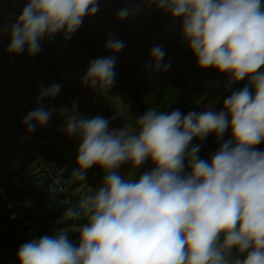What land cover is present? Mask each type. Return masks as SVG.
I'll return each mask as SVG.
<instances>
[{
	"label": "clouds",
	"instance_id": "clouds-1",
	"mask_svg": "<svg viewBox=\"0 0 264 264\" xmlns=\"http://www.w3.org/2000/svg\"><path fill=\"white\" fill-rule=\"evenodd\" d=\"M141 2L182 22L183 39L201 69L226 76V87L247 83L224 99L220 112L150 108L119 129L102 115L83 116L75 104L60 109L67 116L62 131L79 140L72 177L86 184L88 171L99 166L103 182L65 209L63 220L86 221L78 241L64 229L31 239L18 250L19 264H264V150L258 148L264 143V0ZM98 9V0H28L14 24L0 25V37L10 32V55L27 49L35 57L45 39L61 32L70 39ZM139 11L120 9L117 19ZM105 47L113 55L92 60L82 86L108 97L115 55L125 42L110 36ZM165 54L154 46L147 67L167 72ZM60 90L57 83L41 89L38 103ZM108 99L119 117L130 112L122 97ZM52 114L41 105L23 124L32 133ZM229 129L232 138L223 141ZM213 133L223 142L210 160L202 159L192 141ZM149 159L155 167L138 180L118 172Z\"/></svg>",
	"mask_w": 264,
	"mask_h": 264
},
{
	"label": "rangeland",
	"instance_id": "rangeland-1",
	"mask_svg": "<svg viewBox=\"0 0 264 264\" xmlns=\"http://www.w3.org/2000/svg\"><path fill=\"white\" fill-rule=\"evenodd\" d=\"M23 1L0 0V25L11 26L16 22L28 3ZM98 3L97 14L92 18L85 17L86 25L102 32H105L110 25L119 28L127 34L123 40L125 45L134 43L147 34L152 36L149 43L153 44L161 39L164 41L183 39L182 22L173 21L169 15L158 11L154 5L149 8L148 4L142 3L141 0H98ZM133 7L140 8L138 14L124 21L117 19L120 9ZM82 29L84 26H81V30L78 29L70 39H66L63 32L57 34L51 42L45 39L40 53L35 57H30L27 49L19 56L10 55L8 53L10 32L0 37V113L11 119L14 117L24 119L31 110L41 105L53 113L45 127H38L32 133H29L27 128L17 126L13 129L12 126L2 136L0 257L4 258L0 264H18L17 253L22 244L43 235H53L61 229L69 234L72 242L78 241L79 225L85 221L63 220L65 209L76 206L82 195L87 194L89 190L95 191L103 182L104 172L99 166H94L88 171L86 184L72 177V170L78 166L79 140L76 137H69L62 131L67 116L62 115L60 109H71L75 104L79 111L85 110L84 113L80 112L83 116L90 118L102 115L110 121V128L116 129L124 127L126 123L134 122L148 111L146 108L140 110L141 103H154L157 111L167 112L162 110L161 103L165 98L171 99L168 83L161 82L151 70L146 69L144 72L150 84L149 92L136 99L129 85H122L119 79L121 71L117 66L122 58H119L114 66L115 86L110 89L108 97L123 98L130 109L124 118L116 114L114 105L108 97L101 96L88 86H82V78L86 73L73 70L71 65L72 59L76 63L81 58L82 53L76 50V46L78 33ZM89 64V58H85L86 72ZM225 80H227L226 76L218 73L216 79L209 80L205 84V89H202V84H197V78H192L186 84L196 85V89L188 91V103L196 105L198 112L209 109L215 112L222 111L224 99L230 96L225 88L230 90L235 84L226 87ZM54 83L61 85L59 94L55 98H45L38 103L41 89L50 87ZM240 83L242 85L239 90L243 89L247 81ZM231 138L232 133L226 131L223 141ZM223 141L218 142L214 134L210 141L201 142L200 158L210 160L211 155L219 149ZM262 145L264 147V143ZM50 149L59 153L58 160L51 157ZM154 167L149 159L139 169H133L128 163L122 165L118 172L125 179L138 180L143 172L150 171ZM32 180L37 182L36 187L46 186L49 195L56 194L54 185H57L62 195L58 198L56 207L41 206L44 203L38 202L36 187L32 188ZM9 191L14 192L13 199L7 197ZM44 226L48 228L42 231L41 228ZM9 235L14 236L11 238L14 243H7L11 240H8Z\"/></svg>",
	"mask_w": 264,
	"mask_h": 264
},
{
	"label": "trees",
	"instance_id": "trees-1",
	"mask_svg": "<svg viewBox=\"0 0 264 264\" xmlns=\"http://www.w3.org/2000/svg\"><path fill=\"white\" fill-rule=\"evenodd\" d=\"M26 1L28 2V0H24L23 2ZM82 26H84V29L78 33V44L76 46V50H80L82 53L81 58L79 62L77 61L76 63L75 60L72 59L71 65L73 70L86 73L85 58H89L90 63L96 58L112 56L113 53H110L105 47L109 37L111 36L113 39L123 41L127 37V34L119 28H115L113 25L108 26V29L105 32L97 29H91L88 24L86 25L85 20ZM79 30H81V27ZM151 37V35L147 34L134 43L126 44L123 50L115 55L116 63L119 58H122L121 63L117 66V69L121 71L119 79L122 82V85H129V89L134 92L132 94L136 99H139L140 95H144L149 92L150 84L147 81V76L144 71L149 69L147 66L152 62V48L154 46H160L166 53L162 64H171V67L167 72H164L162 69L160 71H155L154 69L151 70L152 73L155 74L159 80H161V82L168 83L169 85L168 93L171 99H164L161 103L162 110H166L169 114L174 110H179L184 115H187L192 111L198 112L196 105L188 103L187 96L190 89H196V85L190 86L186 83L195 77L197 78V84H202V89H205V84L209 80H215L219 72L214 69H201L198 66L197 59L194 57L190 48L187 47V43L182 38H176L174 41H164L161 39L158 40L156 44H153L149 43ZM225 82L226 84L228 83L227 80H225ZM241 85L242 83H235L230 90L225 88V91L231 95L233 91L239 90ZM145 108L147 110L154 108V103H141L140 110ZM80 112L84 113L85 110H80ZM23 121L24 119L22 117H14L11 119L9 116L0 113V152L3 150L2 136L7 133V130L12 126L13 129L17 128V126L26 129ZM228 131L231 132V129ZM212 135H214V133L207 137V142L211 140ZM200 143L201 141L198 138L192 141L193 145H200ZM259 149L264 150L262 144L259 145ZM50 152L51 157L54 160H58L60 158L57 151L50 149ZM8 158L9 156L6 157V159ZM2 167L3 166L0 165V174L3 170ZM31 183L33 185L32 188L36 187L37 182L35 180H32ZM54 186H56L55 189L57 191L56 194L52 195L48 194L46 186L39 185V187H36L38 202L44 203V205L41 206L45 208H54L57 206L58 198L61 197L62 193L58 191L59 188H57V185ZM13 193V191L7 192V197L9 199H13ZM45 228L47 230L48 227L44 226L41 230L43 231ZM13 237V235H9L8 240ZM69 239L71 240L72 238L69 236ZM7 243H14V241L11 239L10 241H7ZM3 258L2 256L0 257V262H3Z\"/></svg>",
	"mask_w": 264,
	"mask_h": 264
}]
</instances>
